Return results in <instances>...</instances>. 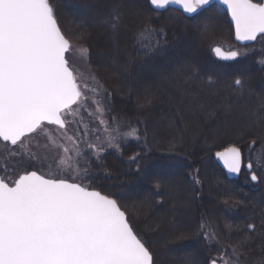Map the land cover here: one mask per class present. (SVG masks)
<instances>
[{"label": "snow or ice", "instance_id": "obj_1", "mask_svg": "<svg viewBox=\"0 0 264 264\" xmlns=\"http://www.w3.org/2000/svg\"><path fill=\"white\" fill-rule=\"evenodd\" d=\"M152 10L182 13L185 20L204 16L197 28H208L213 19L205 14L226 6L236 41L249 48L264 45V0H148ZM122 0H106L81 9L87 23L70 35L61 25L52 0H0V264H157L156 253L136 230L120 197L97 190V173L107 175L105 156L123 153L135 140L141 152L129 157L134 171L153 180L157 194L163 184L174 193L175 185L154 177L144 162L151 154L147 129L123 124L112 115L110 93L90 71H80L74 57L90 56L83 43L92 37L90 27L105 29L113 42L124 26ZM157 37L155 41L151 37ZM145 54L161 51L166 41L163 26L145 22L135 33ZM223 60L236 61L248 55L240 49L213 48ZM90 63V61H88ZM264 65V59L259 61ZM200 79L194 68L183 73ZM206 83L215 87L211 77ZM229 95L221 100L225 117L239 109L242 117L260 126L250 142L243 132L239 141L219 144L214 152L229 174H248L251 182L264 183V159L253 158L257 140L264 148V91L257 93L241 73L227 85ZM146 100V103H150ZM249 105H254L249 110ZM243 144H247V154ZM211 147L207 149L211 152ZM211 158V157H210ZM255 166V170H254ZM47 168V171H44ZM96 170L95 172L93 170ZM258 172L260 173L258 175ZM193 192L202 185L200 169L188 173ZM225 203H228L226 200ZM231 230V225H225ZM259 226L249 222L234 243L221 244L220 233L202 220L199 234L220 247L205 264H242L243 246L254 239ZM179 234L178 238H183ZM230 249V251H229ZM187 264H198L188 259Z\"/></svg>", "mask_w": 264, "mask_h": 264}, {"label": "rangeland", "instance_id": "obj_2", "mask_svg": "<svg viewBox=\"0 0 264 264\" xmlns=\"http://www.w3.org/2000/svg\"><path fill=\"white\" fill-rule=\"evenodd\" d=\"M53 1L60 11L61 20L69 34L73 33L61 13H64L63 6L66 7L69 19L73 21V24L78 19L80 22L78 25H81L84 21L80 20H86L87 23V17L81 12L84 6L93 3L103 6L106 3V0ZM140 3L141 9H137L129 0H122L124 15L134 17L137 22V27L131 33V38H134V33L145 22L155 25L156 28L163 26L167 32V39L160 42L161 51H157L155 54H145L142 50L143 47H137L136 58L129 55L120 64H115L109 58L116 57L121 50L112 48L96 52L90 47L94 52L93 59L90 49V56L87 60L81 59L79 54L74 59L82 73L87 75L90 71L104 88L106 85H110L106 72L108 76L112 77L113 83L119 81L118 88L109 86L114 90V96L116 93L115 97L123 103L125 100H130L134 111L138 114L142 111L144 120H146V125L143 127L141 125L140 129H147L148 146L152 149L151 154L144 162L147 170L154 174V177L165 178L175 185L173 193L162 181L163 186L157 194L154 179L148 180L138 174L133 179L135 174L130 173V180H122L120 183L118 182V185L114 186L113 184L112 186L119 195L117 197L121 198L122 205L128 209L138 233L156 253L157 264H187L188 259L197 261L198 264H205L211 256L217 255L220 245L214 241L206 242L199 234L202 220L209 221L213 228L220 233L221 244L234 243L238 237L243 235L244 226L249 223L244 214L246 213L244 205H242L243 208L238 202L236 203L238 197H249L254 202V207L246 213L249 214V217L257 214L260 218L261 215L257 212L264 213L260 208L262 205L256 201L258 186L260 185L263 191L264 183L254 185L246 174L242 176V179L229 180L226 171L218 165L214 158V152L220 150L217 145L239 141L241 132L244 133L246 140L256 137L260 133V126L249 123L247 117L241 116L239 109L233 115L225 117L220 103L229 95L227 85L241 73L250 79L251 87L257 93L264 91V65L259 63L264 59V54L258 57V62L247 66L251 67L250 71L244 72L242 68L245 63L243 61L254 52H247L237 45L234 41V33L225 30L222 22L217 18L213 17L207 22L208 28L205 31L202 27L193 26L202 24V20H198L201 17L188 20L193 22L192 28L190 24L188 26L184 24V19V21L182 19L175 20V13L183 17L182 13L177 10L168 9L165 12H156L152 10L148 0H140ZM146 4L155 15L144 14L143 16L141 14ZM134 7L137 10L136 13L131 10ZM217 7L221 11L214 10L212 12L225 15L224 18L228 19V29L231 30L229 17L225 10ZM102 29L90 27V30L96 32L97 36L92 35L89 40L83 43V46L86 47L89 44V46L98 47L101 43L114 46L110 34ZM150 39L153 40V37ZM218 45L225 50L229 47L241 48L240 50L247 52L248 55L239 59L240 63L225 68L232 72L228 79H223L222 76H218L216 80L212 78L217 84L204 91L201 83L196 84L200 79L189 80L183 73L194 68L199 71L200 77H204L207 81V75L212 73V68L207 65V62L209 61L211 65L218 64L213 53V48ZM168 53L171 54L170 57H166ZM260 53L259 51L258 54ZM95 64L99 65L94 67ZM194 93H197L195 99L192 97L195 96ZM170 95L171 104L169 106L166 103H168ZM146 100H150L152 104L156 102V104L146 108L148 106ZM252 108L254 105H249V110ZM130 145H134L132 148L135 151H141L143 147V144L131 140L123 148ZM260 145L261 142L257 140V147L252 154L253 158L261 155L264 159V148ZM209 147L212 149L211 152L207 151ZM242 147L245 148L247 154V144H243ZM3 152L4 145L0 143V153ZM116 155L118 156V153L109 152L105 159ZM0 163H3L2 159H0ZM194 168L200 169V178L203 182L201 186H197L200 189L198 193L193 192V185L188 180V173ZM126 169L130 168L126 167ZM44 171H47V168H44ZM99 175L100 173L96 174V176ZM245 179H248L247 183ZM232 196H236L237 199ZM226 200L228 203H225ZM237 219L241 221L239 229L234 227ZM259 221L260 219L256 220L257 225L260 223ZM225 225H231V230ZM259 230L258 227L255 235H258ZM181 233L184 234L183 238H178ZM252 241L253 239L243 246L242 250L245 255L240 257L242 264L264 263V252L258 250L256 245L252 249L249 247L252 245ZM210 249H213V252H210Z\"/></svg>", "mask_w": 264, "mask_h": 264}, {"label": "trees", "instance_id": "obj_3", "mask_svg": "<svg viewBox=\"0 0 264 264\" xmlns=\"http://www.w3.org/2000/svg\"><path fill=\"white\" fill-rule=\"evenodd\" d=\"M129 1L131 3H133L134 6L137 7V9H141L140 0H129ZM52 3L56 7L59 21H60L61 25L63 26V28L65 30L66 28L64 27L63 22L61 20L62 18H61V15H60V11L57 8V6L55 5L53 0H52ZM134 8L131 9V10L132 11L134 10L133 12L137 11L136 8L135 9ZM62 11H64V13L63 12H61V13L66 18V21L69 23V27L71 29V33L77 34L80 31V25H78L80 23L79 20L77 19L76 21H74V24H73V21L71 19H69L70 16H69V14H67L68 11H67L66 7L63 6L62 7ZM141 14L143 16H144V14L147 15V16L148 15H150V16L151 15H155L152 12V10L148 7L147 4L145 5V8L142 9V13ZM205 15L217 18L220 22H222L223 28L225 30H227L229 32L231 31L230 29H228V26H227L228 19L224 18L225 15L222 16L220 14L222 16L221 17L216 12H210V13H207ZM175 17H176L175 20H178V19H182L183 20L184 19L180 14H177V13H175ZM199 17H201V18H199L198 20H202L201 22H204L205 17L204 16H199ZM80 21H84V23H86V20H80ZM188 22H190V21L185 20L184 24L186 26H188V24H190L191 27L193 28V26H192L193 22H190V23H188ZM136 23L137 22H136V20H134V17L132 18V17H130V15H129V17H126L124 15V26H122L121 33H120V38L117 41L114 42V46L113 45L110 46V45H107V44L104 45L103 43H101V45L98 46V47H93L92 45L89 46V44L86 47H88L89 49H90V47H92L96 52L97 51L98 52H102L103 50H106V49L110 50L112 48L121 50V52L116 57L109 58L110 61H113L115 64H118V63L120 64L127 57H129V55H132L133 58L134 57L136 58L137 51H135V50L137 49V47H143V45H140V44L136 43L135 38H131V33L134 32V30L137 27ZM149 26L153 27V28H156L155 25H149ZM102 30L105 31L107 34H109L105 29H102ZM90 31L93 32L92 34H93L94 37L97 36L96 32H94L92 30H90ZM73 34H70V35H73ZM155 39H157V37L153 36V41H155ZM96 44L98 45V43H96ZM250 47H252L254 49L253 50L254 53L249 55L246 58V60L243 61V63H245L244 68H242L244 70V72L250 71L251 67H247V66L248 65L251 66L254 62H258L259 61L258 57L261 54L262 55L264 54V45H261L260 43L257 42L255 45L250 46ZM244 50L245 51L247 50V52H250L249 48H244ZM91 51H92V59H93L94 52H93V50H91ZM259 51L261 52L260 54H258ZM161 54H162V52H161ZM256 54H257V56H255ZM170 56H171V54L168 53V56H166V57H170ZM252 59H254V60H252ZM239 61H237L235 63H238ZM216 62L218 63L217 65H211L209 61L207 62V65L212 68V73L207 75V78L211 77V78L216 80V78L218 76H222L223 79H225V78L228 79L229 78L228 76H231L232 72H231V70H227L225 68L230 66V65H233L235 63L227 64V63H221V62H218V61H216ZM98 65L95 64L93 66L96 67ZM197 72H199V71H197ZM252 73L255 74L254 72H252ZM106 76H107V79H108V82H109L108 84H110L109 86L117 87V88H118V86H120V84H118L119 81L116 82V83L114 82L115 84L113 83L112 77L108 76L107 72H106ZM197 83H201V87H202V89L204 91L209 90L211 88V86H209L206 83V79H204V77H200V81L196 82V84ZM215 84H217V83H215ZM109 86L106 85L105 89L108 91V93H110L109 99H110V106H111V109H112V115L115 116L120 122H124L126 124L130 123L134 127H139L140 128L141 125H142V127H143V125H146V122H145L146 120H144V117H143L144 115H143L142 111H140L139 114L137 112H135L134 109H133V106L131 107V105H130V100H125L124 103L122 101H119L117 99V97H115L116 93H115V96H114V90L111 87H109ZM192 88H195V87L192 86ZM196 94L197 93H194L195 96H192L194 99L197 97ZM170 101H171V95L168 96V100H167L168 103H166L169 106L171 104ZM154 104H156V102H154L153 104H152V102H150V103H148V106H146V108L152 107ZM157 106H158V104H157ZM159 108H160V106H159ZM253 138H255V137H253ZM251 139L252 138L248 139V142H250ZM132 147H134V145L127 146V147L123 148V153L122 154H118V156L116 155L115 157H111L109 159L107 158V160L105 159L104 168L107 170V175L100 173L99 176L95 177L96 178L95 186H96L97 190H102L104 192L110 193V194L114 195L115 197H117L119 195L116 193L115 188L114 187L112 188L113 184L115 186V185H118V182L120 183V181H122V180H130L131 174H135L134 177H133V179H135L137 173L134 171V169L136 168V165L135 164H131V165L128 164L127 165V160L129 159L130 156L134 155L135 153L141 152V151L140 150H136L135 151ZM256 147H257V145H256ZM126 167H129L130 169L127 170ZM128 177H129V179H128ZM137 181H138V176H137ZM237 184H239V183H237ZM248 184H250V182H248ZM248 186H250V185H248ZM258 187H259V189L257 191V199H256V201H258L259 205H262L260 208H261L262 211H264V189L262 191L260 185ZM232 197H235V199H237L236 196H232ZM237 202L239 203L240 206L244 205V207H245L244 211L246 213L249 212L252 209V207H254V202H252V199L249 198V197H247V198L245 197L244 198L242 196H239L238 200L236 201V203ZM246 213H244V214H245V217L247 219L246 221H248V222H252L253 221V222H255L257 224V222H256L257 219L261 220L262 218H264V213L262 214V212H257L258 214L261 215L260 218H258L257 214L251 215L249 217V214H246ZM235 226L241 227V221L239 219H237V223L235 224ZM258 226H259V224H258ZM146 244H147V242H146ZM254 245H256V247H258V250H262L264 252V232H261V230H259L258 235H255V237H254V239L252 241V245H249V247L252 249L254 247ZM207 251L209 252V249H207ZM210 252H213V249L212 250L210 249ZM260 264H264V263H260Z\"/></svg>", "mask_w": 264, "mask_h": 264}, {"label": "water", "instance_id": "obj_4", "mask_svg": "<svg viewBox=\"0 0 264 264\" xmlns=\"http://www.w3.org/2000/svg\"><path fill=\"white\" fill-rule=\"evenodd\" d=\"M219 7H221V8H223L224 10H225V12H226V6H224V5H218ZM169 9H172V10H176L175 9V7L173 6V7H170ZM178 11V10H177ZM162 12H165V11H162ZM228 17H229V21H230V16L228 15ZM231 24V23H230ZM234 41L236 42V44L237 45H239V46H241V47H244L242 44H241V42H238V41H236L235 40V38H234ZM255 42H253L252 44H254ZM251 44V45H252ZM215 54V53H214ZM216 56V55H215ZM217 57V56H216ZM219 60H221V61H229V60H223V59H221V58H219V57H217ZM217 163H218V165L221 167V168H223V166H222V164L219 162V161H217ZM224 169V168H223ZM226 172H227V170L226 169H224ZM228 173V172H227ZM239 176H240V174L239 175H235V174H229L228 173V177L230 178V179H235V178H239Z\"/></svg>", "mask_w": 264, "mask_h": 264}, {"label": "flooded vegetation", "instance_id": "obj_5", "mask_svg": "<svg viewBox=\"0 0 264 264\" xmlns=\"http://www.w3.org/2000/svg\"><path fill=\"white\" fill-rule=\"evenodd\" d=\"M226 174H227V173H226ZM245 174H246V176H248V174H247L245 171L242 173V176L245 175ZM242 176H241V179H242ZM227 177H228V176H227ZM228 179H229V178H228ZM229 180H230V179H229ZM243 180H244V179H243ZM247 180H248V179H245L246 183H247ZM249 180H250V179H249ZM219 223H220V220H219ZM234 227H235V229H239V228H240V227H237V226H235V225H234Z\"/></svg>", "mask_w": 264, "mask_h": 264}, {"label": "bare ground", "instance_id": "obj_6", "mask_svg": "<svg viewBox=\"0 0 264 264\" xmlns=\"http://www.w3.org/2000/svg\"><path fill=\"white\" fill-rule=\"evenodd\" d=\"M181 78V77H180ZM180 80V79H179Z\"/></svg>", "mask_w": 264, "mask_h": 264}]
</instances>
